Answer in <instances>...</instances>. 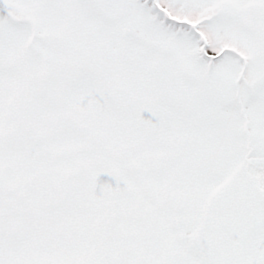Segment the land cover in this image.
I'll list each match as a JSON object with an SVG mask.
<instances>
[{"label": "snow or ice", "instance_id": "6c2138e0", "mask_svg": "<svg viewBox=\"0 0 264 264\" xmlns=\"http://www.w3.org/2000/svg\"><path fill=\"white\" fill-rule=\"evenodd\" d=\"M0 264H264V0H0Z\"/></svg>", "mask_w": 264, "mask_h": 264}]
</instances>
